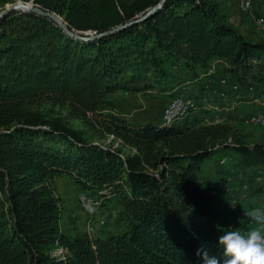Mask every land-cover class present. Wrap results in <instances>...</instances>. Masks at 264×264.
<instances>
[{
  "label": "trees",
  "instance_id": "obj_1",
  "mask_svg": "<svg viewBox=\"0 0 264 264\" xmlns=\"http://www.w3.org/2000/svg\"><path fill=\"white\" fill-rule=\"evenodd\" d=\"M23 1L99 35L75 37L34 10L0 18V264H203L202 245L222 264L218 237L228 230L217 226L219 202L234 182L210 178L202 165L231 149L236 167L255 176L264 145L224 143L235 137L232 126L200 116L136 124L110 110V95L154 90L175 76L164 62L195 74L215 59L230 82L264 92V38L243 35L218 0H164L141 20L159 0ZM62 174L115 198L123 227L92 237L64 231L50 182ZM263 193L264 176L249 194L258 203ZM240 210L252 222L251 209Z\"/></svg>",
  "mask_w": 264,
  "mask_h": 264
},
{
  "label": "rangeland",
  "instance_id": "obj_2",
  "mask_svg": "<svg viewBox=\"0 0 264 264\" xmlns=\"http://www.w3.org/2000/svg\"><path fill=\"white\" fill-rule=\"evenodd\" d=\"M17 1L24 2L23 0H10L6 3H2L0 0V10H2L3 8H5L10 4L16 3ZM254 12L255 9H253V13ZM248 16L253 21V17L250 14H248ZM255 30H259V29L255 28ZM257 37L258 39L264 38V36L259 35L253 37L252 40H254ZM215 64L219 66L221 65V63L218 62H215ZM163 65L165 67L171 66L169 62H164ZM182 74L184 75V73H181L179 75L175 74L174 77L176 78L183 76ZM197 74L198 73L192 74L194 77L183 76L181 81H184L188 78L190 79L192 78V80L194 81L197 77ZM172 79L173 77L172 78L168 77L165 80L161 79L160 82L157 84L156 88H161L162 90L164 89L169 90V88L173 86V84H171L173 83ZM190 83L192 82L183 83L178 86L185 85L187 87V84ZM176 89H181V88H176ZM176 89L174 88L171 97H173L178 92V90ZM110 96L115 104V106L110 108V110L120 114L124 113L126 115L129 114L136 115L137 118L139 119L150 118V119L158 120L159 119L158 114L161 110V107L163 106L164 97L167 96V93L160 92L158 91V89H154L148 92H136V93H131V92L126 93L120 91V92L112 93ZM245 98L246 97H242L239 100L236 99V103H234V105L232 103L233 108L231 109V112L227 116V121H219L230 124L233 128V133L236 137L235 138L233 136H229L231 137V139L226 140L224 143L226 142L232 143V140L235 139L239 142H243L250 145L256 142L262 143L264 145V126L251 125L246 122V119H244L247 118L249 111H247L248 108L246 106L240 104V101L246 100ZM198 113H200L199 115L202 122V116L205 113H203L202 109H200V111L192 112L185 118L176 120L174 124H180L185 120L190 121L193 120L194 118L196 119ZM66 121L73 127H77V128L83 127L82 122L78 119L66 118ZM205 124H210V123H205ZM110 139H111V135H109L107 138L101 139L100 142L107 143L110 142ZM115 144H117V142H115ZM216 145L220 146V143H217ZM123 150L127 151L126 147H124ZM228 152L230 154L223 155L222 154L223 151L221 149L213 151V153L205 160V162L202 165L203 173H207L210 178H214V177L216 178L219 176L230 177V179L228 178L229 182L231 183L234 182L233 184L234 186L238 184L239 186L238 189H240L246 195V197L240 200L238 211L226 212L225 204L229 195L231 193L238 192V190H234L232 187L229 193H227L224 199H222L223 201L221 200L219 202L220 218L218 220V223H221L223 225L226 224L227 227L224 228H226V230L228 231L237 230L241 232H247L250 228L255 227L256 225L254 221L246 223L243 219V215H242L243 213L240 209L241 208H250L251 210L254 208L264 209V193L262 196L263 198H261L258 201V203H257L258 195L256 194L252 196V194L251 195L249 194L252 187L259 185L262 182V179L260 181L255 180V176L253 174L254 173L253 167L242 168L239 166V168H237L235 164V159L233 158L232 159L228 158L227 162L224 164L219 163V159L223 156L229 157V155H233L235 158V152L233 150L229 149ZM260 167L262 173H264L263 170L264 165ZM50 182L54 187V190L59 198V204L61 207L60 224L64 231L70 234L84 232L88 234V236L92 237L99 234L102 235L108 231L118 230L123 227L122 223L117 222L119 204L115 198L97 195L88 190H85L81 188L71 177L65 174L53 176ZM243 184H246L247 187H243L242 186ZM83 195H86L92 201H95V209L94 212L91 214H89L82 205L81 196ZM250 202L255 204L256 206L250 207L249 206ZM100 219L104 220L102 224L99 223ZM230 223L232 224L231 228L228 227V224ZM91 224H93L92 226L93 229H90Z\"/></svg>",
  "mask_w": 264,
  "mask_h": 264
},
{
  "label": "bare ground",
  "instance_id": "obj_3",
  "mask_svg": "<svg viewBox=\"0 0 264 264\" xmlns=\"http://www.w3.org/2000/svg\"><path fill=\"white\" fill-rule=\"evenodd\" d=\"M239 9L246 14H250L253 17V21L256 24V27L264 32V23H259L257 26V19L254 16L253 8H252V0H235ZM260 20H264V11L262 14V17H259ZM89 33L94 34V31H89ZM199 80L202 79L203 83V90H206V92H209L208 97H196L190 94L189 91L186 90L185 87L179 86L176 88L178 92L170 98L169 102H173L171 106L165 107L162 110L161 113V124L165 125H171L174 124L176 120L185 118L190 113L195 111H200L202 109V112L205 113L202 116V122L204 123H215L219 122L222 119L221 111L224 108V105H226L229 102V99L231 95L234 97L233 100L236 101V99L239 100L241 96V92L245 91L246 93L250 95H255L254 100L259 101L260 108L255 110L254 112H258L261 114V119H246V122L251 125H262L264 126V92L258 90L255 88L253 84H249L245 87L240 86L238 82H230L229 76L224 74L222 76H216L219 78L218 83L219 86L225 89H214L212 88V77H214V74H210L208 72L203 73L198 76ZM197 77V78H198ZM228 89V91H227ZM219 93V94H218ZM211 94V95H210ZM218 98V99H217ZM213 101V102H211ZM215 101V102H214ZM187 102V103H186ZM186 103V104H185ZM169 116H176V117H169ZM249 117V114L248 116ZM216 145L215 147H217ZM225 156L221 157L219 160L224 158ZM229 157H227L228 160ZM230 159V158H229ZM224 164V163H221ZM263 173L261 169H257L255 172V180L260 181L263 179ZM230 179V177H228ZM243 187H247L246 184L242 185ZM238 184L236 186H233L234 190H238L237 193H231L226 201L225 204V211L226 212H234L239 210V203L241 199H244L246 195L238 189ZM86 196V195H85ZM87 197V196H86ZM104 222L103 219L99 220V223L102 224ZM93 224L90 225V229L92 228ZM218 227H227L226 224L217 223ZM228 227H232V224H228Z\"/></svg>",
  "mask_w": 264,
  "mask_h": 264
},
{
  "label": "crops",
  "instance_id": "obj_4",
  "mask_svg": "<svg viewBox=\"0 0 264 264\" xmlns=\"http://www.w3.org/2000/svg\"><path fill=\"white\" fill-rule=\"evenodd\" d=\"M221 4V7L223 9V12L227 15V19L232 23L234 24L235 26L238 27V29L240 30V32L245 35L247 38H250L252 39L253 37L255 36H264V32L262 31H259V30H255L256 27V24L253 23V21L249 18L248 14L246 13H243L235 0H231V2H229V0H218ZM258 1V2H257ZM252 0V8L255 9V14H258L259 13V17H262V14H263V11H264V0ZM254 14V16H255ZM256 17V16H255ZM255 26V28H254ZM258 29V28H257ZM258 39L255 38L254 40ZM215 62H218V63H221V65H217V68L221 71V74H222V61L217 59V60H213L211 63H215ZM171 65V64H170ZM175 65V64H174ZM171 65V66H167L166 68H168V70L174 72V74H181V73H184V77H194L192 74H191V71H189L187 68L185 67H182L181 65ZM196 71H198V74H197V77L203 73H206V72H200L201 70L197 69ZM179 72V73H178ZM183 76H180V77H174L173 76V86H171L169 88V90H162L161 88H155V89H158V91L160 92H165L167 93V96L164 97V103H163V106L161 107V110L158 114L159 116V119L158 120H154V119H150V118H144V119H139L137 118L136 115H132V114H129V115H126L124 113H121L122 116H124L125 118H127L130 122H133V123H142V122H145V121H153L155 123H160V120H161V113H162V110H163V107L165 106V104L167 102H169L170 100V97L172 96L173 94V91H174V88L176 87H179L178 85L180 84H183V83H189V82H192L190 84H187V87L185 85H183L185 88H187L186 90L190 92V94H192L193 96H196V97H205L207 96L208 97V94L209 92H206V90H203V81L202 79L201 80H197V77L196 79L193 81L192 78H188L184 81H181ZM219 76H222V75H219ZM218 76V77H219ZM218 77H212V83H211V87L214 89H225V88H222L220 87L218 81H219V78ZM169 78H172V77H169ZM168 87V86H167ZM166 87V88H167ZM244 87V86H242ZM228 91V89H227ZM117 92H120V91H117ZM124 92V91H123ZM148 92V91H147ZM127 93V92H126ZM130 93V92H129ZM131 93H136V92H131ZM211 95V94H210ZM255 95H250L248 93H246L245 91H242L241 92V96L239 99H241L242 97H246L245 99L246 100H241L240 101V104L243 105V106H246L248 108L247 111H254V110H257L260 108V103L259 101L257 100H254ZM233 96L231 95L230 99H229V102L227 103V105L225 106L224 105V108L222 109L221 111V114H222V119L221 121H227V116L228 114L231 112V109L233 108L232 106V103L234 105V103H236L235 100H233ZM218 99V98H217ZM200 113H198V116ZM196 115H197V112H196Z\"/></svg>",
  "mask_w": 264,
  "mask_h": 264
},
{
  "label": "clouds",
  "instance_id": "obj_5",
  "mask_svg": "<svg viewBox=\"0 0 264 264\" xmlns=\"http://www.w3.org/2000/svg\"><path fill=\"white\" fill-rule=\"evenodd\" d=\"M245 215L255 222V227L247 232L225 231L218 237L222 264H264V209L254 208ZM196 255L202 257L203 264H221L203 245L197 249Z\"/></svg>",
  "mask_w": 264,
  "mask_h": 264
},
{
  "label": "water",
  "instance_id": "obj_6",
  "mask_svg": "<svg viewBox=\"0 0 264 264\" xmlns=\"http://www.w3.org/2000/svg\"><path fill=\"white\" fill-rule=\"evenodd\" d=\"M163 2H164V0H159L154 6L150 7L143 15L138 17L136 20H141V19L145 18L146 16L152 14L154 11H156L158 8H160L162 6ZM15 9L34 10L38 13L50 16L55 21H57L60 24V26H62V28H64V30L66 32H68L69 34H72L75 37L85 39V38H91V37H94L96 35H99V33L98 34H91V33H89V30H86V31L72 30L67 26V24L65 23V21L63 20V18L60 15L55 14L54 12H51V11H48L45 9H41L36 5H32V2L17 1L16 3L10 4V5L6 6L5 8H3L2 10H0V18L4 13H7V12H9L11 10H15ZM128 23H130V22H128ZM124 25L125 24L117 25V26L112 27L109 30L105 31L104 33L114 32V31L120 29Z\"/></svg>",
  "mask_w": 264,
  "mask_h": 264
},
{
  "label": "built area",
  "instance_id": "obj_7",
  "mask_svg": "<svg viewBox=\"0 0 264 264\" xmlns=\"http://www.w3.org/2000/svg\"><path fill=\"white\" fill-rule=\"evenodd\" d=\"M229 2H231V0H229ZM239 7H240V5H239ZM255 16H256V19H257V26H258L259 23H264V20H260L259 19V13L255 14ZM200 72H208L210 74H214V77L225 74L223 71H222V74H221V71L217 68V64H215V63H211L206 71H200ZM197 80L199 81V77L197 78ZM172 103L173 102H167L163 108L171 106ZM169 117H176V116H169ZM244 119H261V114L258 113V112L249 111V117L244 118ZM226 162H227V157L226 156L224 158H222L221 160H219V163H226ZM81 201H82V205L84 206V209L89 214L94 212L95 201H92L90 198L86 197L85 195L81 196Z\"/></svg>",
  "mask_w": 264,
  "mask_h": 264
}]
</instances>
